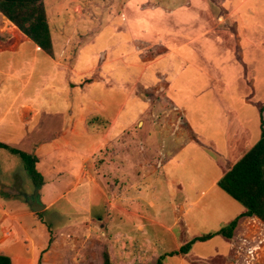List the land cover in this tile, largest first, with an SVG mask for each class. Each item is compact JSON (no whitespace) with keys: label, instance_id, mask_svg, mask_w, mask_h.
<instances>
[{"label":"crops","instance_id":"obj_1","mask_svg":"<svg viewBox=\"0 0 264 264\" xmlns=\"http://www.w3.org/2000/svg\"><path fill=\"white\" fill-rule=\"evenodd\" d=\"M239 4L43 0L51 54L0 13V144L36 158L42 179L36 187L19 155L0 146V255L91 264L102 235L125 264H147L245 211L217 186L259 140L260 110L264 122L242 60L248 40L233 23ZM213 220L219 228L204 234L193 226ZM256 223L242 218L231 239L216 235L162 262L231 264Z\"/></svg>","mask_w":264,"mask_h":264},{"label":"trees","instance_id":"obj_2","mask_svg":"<svg viewBox=\"0 0 264 264\" xmlns=\"http://www.w3.org/2000/svg\"><path fill=\"white\" fill-rule=\"evenodd\" d=\"M0 13L47 54L52 53L50 32L46 21L43 0H0ZM260 138L217 182V186L245 211L215 233L194 237L177 251L165 256L186 255L196 242H205L214 236L231 239L237 223L242 218H257L264 224V122L260 110ZM2 148L18 154L33 184L39 187L42 179L35 171L36 158L0 144ZM51 242V238H50ZM160 257L156 264H162ZM104 263L110 264L107 255ZM0 264H11L8 257L0 255Z\"/></svg>","mask_w":264,"mask_h":264},{"label":"rangeland","instance_id":"obj_3","mask_svg":"<svg viewBox=\"0 0 264 264\" xmlns=\"http://www.w3.org/2000/svg\"><path fill=\"white\" fill-rule=\"evenodd\" d=\"M239 2H241V4L238 5L237 12L235 15V20L233 23H235V21L237 22V32L240 34V36L242 37L244 36L246 40H248V43L243 42L242 44V47L244 49L240 48L244 56L242 57V60H244V63H246L248 66L246 80L247 81L254 80V84L252 83L253 86L250 83L252 88L255 87L256 90L254 101H264V0H227V3L232 5H235ZM209 8L211 9V12L215 10L214 14L216 17L218 8L214 5L212 6L209 5ZM216 21L218 24L220 19L217 18ZM211 22L214 23L213 18H211ZM230 23L231 22L228 21L227 24ZM226 31L230 33L228 29H226ZM222 35L227 39V45L233 46V43H230V40L228 39L229 34H222ZM102 44H104V40L100 41L99 43V45ZM250 130L252 133V139L254 140L255 129L251 125H250ZM257 131H258V136L256 140H258L260 137L259 128ZM177 171L184 172V170L180 168H178ZM187 182L188 181L186 180V178L182 177V183L186 185ZM207 187H208V183L205 182L203 184L196 186L193 192L195 193L196 196L200 195V192L206 191ZM210 195H212V192L203 193L202 201L203 202L206 201V199H208ZM193 226L197 228L198 233L201 232L200 227H204L205 230H203L201 234H204L205 231L207 230L211 231L219 228L218 223L214 220L211 222V225H207V226L193 225ZM186 235L189 236L188 234ZM216 239H221V238H214L210 242L205 243V246H203L205 253L206 252L210 253L211 251L215 250V248L217 247L216 242L219 241ZM245 239H247L248 243H246ZM96 241L97 243L94 244L98 245L99 249H98L97 258L95 259L93 256V260H97V261L96 262L92 261L91 264H103L104 255L108 256L110 264H125V262L122 261L121 259V254H119L121 251H119L118 248H114V245L109 243L107 237L100 235V238L99 239L97 238ZM257 242L259 246L256 245ZM240 243L244 250V252L240 251L242 253V257L232 260L231 264H244V263L264 264V225H259L258 223L252 224L251 231L249 230L247 231V233L245 234L243 233L239 235V244ZM165 250H168V248L166 247ZM165 255H163V258H165ZM157 260H155L154 262H147V264H156ZM171 261H174V259L171 258ZM166 262L168 263V261ZM186 262H189V264H228L226 262V259L220 256L208 258L205 261L188 259L186 260Z\"/></svg>","mask_w":264,"mask_h":264},{"label":"water","instance_id":"obj_4","mask_svg":"<svg viewBox=\"0 0 264 264\" xmlns=\"http://www.w3.org/2000/svg\"><path fill=\"white\" fill-rule=\"evenodd\" d=\"M33 204H36V205H37V201H36V199H33V198H32V199L29 201V205L31 206V205H33ZM40 209H42V207H40V208H33V211H34V212H39Z\"/></svg>","mask_w":264,"mask_h":264}]
</instances>
